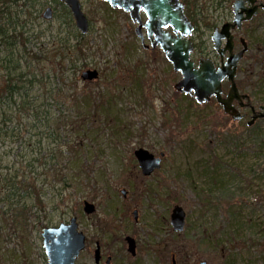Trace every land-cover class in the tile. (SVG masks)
<instances>
[{
    "label": "rangeland",
    "instance_id": "1",
    "mask_svg": "<svg viewBox=\"0 0 264 264\" xmlns=\"http://www.w3.org/2000/svg\"><path fill=\"white\" fill-rule=\"evenodd\" d=\"M25 1L12 30L24 89L1 109L8 127L0 136V174L24 173L35 185L19 204L26 202L25 214L0 203V264H47L42 228L73 216L87 238L76 264H96L97 242L102 264L109 256L112 264H173L175 253L176 264H264V118L248 126L249 108L234 121L215 98L198 104L178 92L181 75L158 48L143 47L123 10L80 0L90 24L82 34L61 0ZM195 1L207 19L192 34L202 41L194 58L219 63L211 36L232 20L233 0ZM48 6L51 19L43 17ZM234 34L236 50L240 36L249 43L236 81L259 110L264 11ZM63 38L77 50L66 56L58 48ZM88 69L99 77L83 80ZM138 148L165 153L149 177L139 170ZM85 200L95 213L83 211ZM175 204L187 215L181 233L170 224ZM129 235L135 256L127 251Z\"/></svg>",
    "mask_w": 264,
    "mask_h": 264
},
{
    "label": "water",
    "instance_id": "2",
    "mask_svg": "<svg viewBox=\"0 0 264 264\" xmlns=\"http://www.w3.org/2000/svg\"><path fill=\"white\" fill-rule=\"evenodd\" d=\"M70 9L76 27L82 34L89 31L90 24L87 16L82 10L80 0H61ZM113 8L123 9L130 13L134 23H138L135 31L145 45L143 27H146L149 38L152 40V47L160 46L168 61L172 64L175 72H179L182 77L174 84V88L180 93L192 95L199 104L209 102L213 97L222 106L223 112L234 121L242 120L245 115L241 109L250 107L252 117L247 122L248 126L254 124L257 119L264 118V105L259 107V111L251 104V97L247 93H241L236 82L237 68L240 60L248 50V43L244 38L240 39L242 48L235 52L234 34L232 30L242 29L246 21H250L254 15L258 14V9H264V2L256 3L257 0H234V17L231 22L224 23L216 28L211 36L213 48L220 56L221 64L205 56L198 58L197 62L192 58L195 48L190 35L194 26L185 14V3L181 0H104ZM251 6L248 7L245 4ZM147 13L148 20L143 22L140 16L141 11ZM43 17L51 19L53 9L48 6L43 12ZM171 27L172 31L165 29ZM227 55V56H226ZM226 56V58H225ZM83 80L92 81L99 77L97 70H86L81 75ZM229 82V88L224 91L223 82ZM239 101V107L234 104ZM134 156L138 161L139 168L144 176H150L161 167L162 158L165 156L161 152L159 156L145 148H138L134 151ZM126 196L127 191L121 190ZM83 211L86 214L96 212V206L84 201ZM137 219L138 210H134ZM170 224L175 232H183L186 225V212L184 208L175 204L171 210ZM43 247L48 258L47 264H76V260L81 252L86 248V235L79 229L77 217L73 216L69 222H62L58 226H46L42 228ZM127 250L136 255L137 244L132 236L126 237ZM100 245L97 243L95 250V262L100 261ZM173 264H176L175 255L172 256ZM105 264H111L108 258ZM198 264H209L206 260H201Z\"/></svg>",
    "mask_w": 264,
    "mask_h": 264
},
{
    "label": "trees",
    "instance_id": "3",
    "mask_svg": "<svg viewBox=\"0 0 264 264\" xmlns=\"http://www.w3.org/2000/svg\"><path fill=\"white\" fill-rule=\"evenodd\" d=\"M184 1L186 3L185 12L187 16L193 22L195 30L197 32L201 31L202 24L206 23L207 16L203 14L201 7L198 6L195 0ZM25 2V0H23V2L22 0H0V136H2L1 132L4 129L3 126L8 127L5 120L8 114L5 113L4 110L1 112L3 105L10 106L5 99H11L12 101L14 97L20 93L19 91L24 89V87L19 85V78L22 76V72H19L20 65L15 59L16 55L14 48L16 39L12 34V30L14 25L21 20V16L25 15L21 9L23 6L27 5ZM67 11L69 12L68 9ZM65 39H61V45L58 48H60L61 51L64 50L67 56L68 51L77 50V44H70L69 39ZM201 42L202 41L195 43L196 48H200ZM66 56H64V59H66ZM238 85L239 87L241 86L239 83ZM12 102L16 103L14 100ZM25 107L27 108V103L20 106L22 110ZM93 108L95 110V107ZM35 115L36 117L38 116L37 113ZM3 117L4 119L1 123ZM34 185L35 183L31 182L24 173H16L14 175L0 174V203L11 210L20 208L19 214L16 215L25 214L29 207L26 202L22 203L21 206H19V204L22 201V197L32 194ZM176 255L175 253V256Z\"/></svg>",
    "mask_w": 264,
    "mask_h": 264
},
{
    "label": "flooded vegetation",
    "instance_id": "4",
    "mask_svg": "<svg viewBox=\"0 0 264 264\" xmlns=\"http://www.w3.org/2000/svg\"><path fill=\"white\" fill-rule=\"evenodd\" d=\"M262 2V0H257V2L256 3H261ZM246 6H248V7H250L251 5L250 4H248V3H246L245 4ZM262 11H264L261 7H259V9H258V14L257 15H254V17L250 20V21H252L254 18H256ZM128 15H129V13H127ZM130 16V15H129ZM140 16H141V18H142V20H143V22H146L147 21V13L145 12V11H141V13H140ZM250 21H246V22H244L243 23V25H242V29H243V26H244V24L245 23H247V22H250ZM226 22H229V21H226ZM225 22V23H226ZM241 29V30H242ZM166 31H168V32H171V27H169V28H167L166 29ZM236 30H233V33L235 32ZM143 33H144V38H145V45H147L148 47L147 48H145V49H147V50H152V51H154V50H157V48L161 51V49H160V47L159 46H156V47H152V40L149 38V36H148V33H147V30L144 28L143 29ZM241 38H244L246 41H247V43H248V40H247V38L246 37H244V36H240L239 37V44H240V39ZM192 41L194 42V45H195V41L192 39ZM234 42H235V51H239L241 48H242V45L240 44V48H238L237 50H236V40H235V34H234ZM248 47H249V43H248ZM249 49V48H248ZM237 105L239 104V102H235ZM157 171V170H156ZM155 172V171H154ZM153 172V173H154ZM151 176V175H150ZM134 219H135V216H134ZM135 220H137V219H135ZM130 236V235H129ZM125 241H126V238H125ZM97 243H99V242H97ZM97 243H96V248H97ZM136 244H137V242H136ZM86 245H87V242H86ZM99 245H100V243H99ZM96 248H95V250H96ZM95 250H94V259H95ZM128 251V250H127ZM129 252V251H128ZM130 253V252H129ZM100 254H101V258H100V261L98 262V263H96V264H102V262H103V254H102V252H101V246H100ZM131 254V253H130ZM136 254H137V252H136ZM132 255V254H131ZM133 256V255H132ZM108 258H110L111 259V264H112V257L111 256H109V257H107L106 259H105V263H106V261H107V259ZM104 263V264H105Z\"/></svg>",
    "mask_w": 264,
    "mask_h": 264
},
{
    "label": "bare ground",
    "instance_id": "5",
    "mask_svg": "<svg viewBox=\"0 0 264 264\" xmlns=\"http://www.w3.org/2000/svg\"><path fill=\"white\" fill-rule=\"evenodd\" d=\"M234 2V1H233ZM109 4V3H108ZM110 5V4H109ZM111 6V5H110ZM112 7V6H111ZM113 8V7H112ZM232 11H233V3H232ZM127 243V242H126Z\"/></svg>",
    "mask_w": 264,
    "mask_h": 264
}]
</instances>
